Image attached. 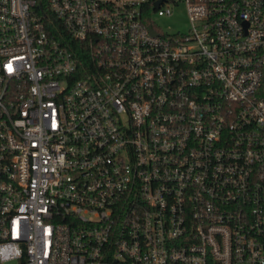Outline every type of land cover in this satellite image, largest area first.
Segmentation results:
<instances>
[{
	"label": "built area",
	"instance_id": "obj_1",
	"mask_svg": "<svg viewBox=\"0 0 264 264\" xmlns=\"http://www.w3.org/2000/svg\"><path fill=\"white\" fill-rule=\"evenodd\" d=\"M0 264H264V0H0Z\"/></svg>",
	"mask_w": 264,
	"mask_h": 264
},
{
	"label": "rangeland",
	"instance_id": "obj_2",
	"mask_svg": "<svg viewBox=\"0 0 264 264\" xmlns=\"http://www.w3.org/2000/svg\"><path fill=\"white\" fill-rule=\"evenodd\" d=\"M155 21L163 31L186 32L190 25L186 4L182 2L173 7L171 15L155 16Z\"/></svg>",
	"mask_w": 264,
	"mask_h": 264
},
{
	"label": "trees",
	"instance_id": "obj_3",
	"mask_svg": "<svg viewBox=\"0 0 264 264\" xmlns=\"http://www.w3.org/2000/svg\"><path fill=\"white\" fill-rule=\"evenodd\" d=\"M48 0H42V4L44 5V7L47 5Z\"/></svg>",
	"mask_w": 264,
	"mask_h": 264
},
{
	"label": "water",
	"instance_id": "obj_4",
	"mask_svg": "<svg viewBox=\"0 0 264 264\" xmlns=\"http://www.w3.org/2000/svg\"><path fill=\"white\" fill-rule=\"evenodd\" d=\"M151 31H152L153 33H156L155 30H154L152 27H151Z\"/></svg>",
	"mask_w": 264,
	"mask_h": 264
}]
</instances>
